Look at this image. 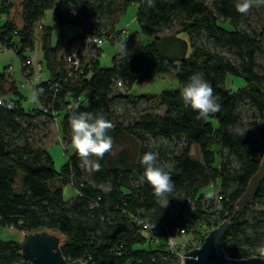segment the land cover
I'll return each mask as SVG.
<instances>
[{
  "label": "trees",
  "instance_id": "trees-1",
  "mask_svg": "<svg viewBox=\"0 0 264 264\" xmlns=\"http://www.w3.org/2000/svg\"><path fill=\"white\" fill-rule=\"evenodd\" d=\"M237 3L238 0H0V13L8 17L0 27V40L13 35L24 46L35 48V33L48 10L53 11L56 26L82 29L69 39L63 55L60 45H52V29L43 26L42 50L50 79L35 86L42 92L32 109L22 106L21 97L14 99L19 97L17 92L9 94L8 76L0 73V98L18 103L14 110L0 106V228L27 233L47 230L63 236L61 249L69 261L169 264L173 256L154 245L132 222V216L163 224L169 230H191L205 222L217 227L229 221L230 228L221 241L226 255L233 259L264 257L256 250L264 244V211L251 208L255 202H264V180L250 205L241 211L236 207L264 160V76L256 71L257 56H264V18L259 19L253 34L241 30L239 23L244 15L237 10ZM134 4L140 6L137 21L141 31L153 38L152 42L120 53L110 68L97 62L81 79L64 85L56 94L54 82L65 75L66 54L93 31L98 35L113 33L119 17ZM63 7L75 8L77 15L63 14ZM103 14L109 16L112 29L104 28L107 25L100 19ZM178 17L180 30L171 37H160L161 31L169 29ZM203 38L234 50L239 62L210 50L202 43ZM166 74L172 75L179 87L148 97L154 99L155 108L165 109L164 114L146 112L128 124L121 121L113 106L116 83L121 82L130 92L135 84ZM194 74L202 75L212 86L221 105L218 113L201 117L183 104L180 87ZM230 76L243 78L246 86L232 92L226 87ZM245 96L257 109L261 123L254 132L238 135L231 128L241 119L238 108ZM53 98L70 99L73 104L71 111L57 112V118L61 117L59 131L68 146L72 145L69 118L74 111L103 113L111 122L108 134L113 146L99 160L98 171L90 169L75 151L58 172L47 148L40 145L41 139L36 141L31 136L35 131L49 133L53 122L43 109L53 103ZM148 135L175 140L182 146H175L176 152L168 147H152L147 143ZM195 146L201 161L191 156ZM117 147L120 150L115 154ZM149 151L158 153L157 165L171 175L172 192L161 195L141 182L142 156ZM218 158L220 165L216 166ZM166 161L172 162L171 169L165 167ZM20 175L23 191L18 193ZM105 184L108 190L100 188ZM68 185L82 196L65 199L64 188ZM214 185L220 186L219 199L210 198L206 192ZM179 192L194 203V209L176 204L165 207L157 199L165 196L172 201L173 193ZM175 209L178 213L173 212ZM160 234L164 246V229ZM0 264L30 263L22 256L20 242L0 240Z\"/></svg>",
  "mask_w": 264,
  "mask_h": 264
},
{
  "label": "rangeland",
  "instance_id": "rangeland-1",
  "mask_svg": "<svg viewBox=\"0 0 264 264\" xmlns=\"http://www.w3.org/2000/svg\"><path fill=\"white\" fill-rule=\"evenodd\" d=\"M14 1L15 0H13L12 2ZM139 10H140L139 5L136 4L131 5L129 6L127 11L124 12L119 17L118 22L116 24V29L120 30L126 28L128 30L127 34L125 35L119 34L118 35L119 39L117 40L116 44L109 42L103 46L102 54L100 56V62L102 67L110 68L113 66V58L118 56L120 53L122 54L129 53L139 45L143 46L152 42L153 38L144 35L141 31V26L137 21ZM243 15L244 17L239 23V28L241 30L253 34V28L257 27L259 19L264 18V6H254L247 13H243ZM7 18L8 17L6 15L0 13V27H2L6 23ZM100 19L104 25H107V27H104L105 29L113 28L114 25H112L110 18L107 14L101 15ZM179 20H181L180 17L176 18L172 22L169 29L167 28L163 29L159 36L162 38L166 36L171 37L172 35L177 33L180 30ZM18 22H19L18 24L21 25L20 23L21 21ZM39 25H44L46 28L56 27L53 20L52 10H48L45 13V16L43 17ZM126 25L127 27H125ZM45 29L43 31L39 30V28L37 29V32L35 33V43H34L35 48L32 53V59L34 58L33 56L35 55L34 62L37 63L38 61H41L44 65L46 60L43 55L41 40H42L43 32H45ZM81 31H82L81 27L78 26H73V25L57 26L56 31L53 34V44L57 43L62 37H64V41L67 42L70 38H72L76 34L81 33ZM202 43L210 50L218 52L225 58L233 62H239L237 54L234 50L220 47L210 38H203ZM65 52L66 51H63V55L65 54ZM257 65L258 66L256 68V71L260 75L264 76L263 55L257 56ZM9 68H11V71H9ZM5 69H8L9 82L6 88L9 94H13L16 91V89L14 88V84L10 83L11 81L10 79H12L11 78L12 76L14 77V81L16 82L17 87L19 88V90L21 91L22 95L25 98L23 101V107L27 110L35 107L33 94L35 88L34 86H36L38 82H34L30 87H22V85L25 84L26 81L22 72L20 57L13 49H8L0 54V73L3 72ZM49 77H50V73L45 65L43 78L47 80ZM245 86H246L245 80L239 77L234 78L230 76L228 77L226 82V87L231 89L232 92H237L238 90L244 88ZM178 87H179L178 81L172 75L169 74L160 75L155 80L148 83L135 84L130 92L124 84H122L121 82H117L114 87V96L116 97V99H114V104H113L116 115L121 117L120 120L124 121L126 124L132 122L135 118L143 115L146 112H154L155 114L163 115L165 109L155 108L154 99H150V100L148 99L151 98L150 96L152 95H158L165 90H173ZM143 95L146 96L147 98L142 97ZM128 96L131 97L129 98ZM16 99H20V97H17ZM238 111L241 113V119L238 122V124L234 125L231 128L232 132L238 135H247L254 132L259 127L261 120L257 109L255 108V106H253V103L248 96L244 97L243 102L239 105ZM59 118L61 117L57 118L58 124L60 122ZM58 130L59 127H57L55 124H51L49 127V133H47L46 135L45 133H43L44 131L41 132L35 131L32 132L31 136H33V139L36 141L41 139L40 145L47 148L49 154L51 155V157L55 162L56 170L60 172L62 168L67 164L68 156L66 155L63 142L58 137L59 134ZM147 138H148L147 143L150 144L152 147H156V148L168 147L169 151L174 150L176 152L175 146L178 145L179 148L182 146L180 143H178L175 140L168 141L161 137L154 138L150 135H148ZM18 143H21V141H18ZM129 147L133 148L132 145H130ZM67 149L70 152V154H73L75 150L73 145L68 146ZM119 150L120 147H117L115 150V154H117ZM225 154L227 155V151H225ZM191 156H193L199 161L202 160V155L198 147L196 146L193 148ZM232 162L234 165H237L234 159H232ZM219 165H220V158H218L216 166ZM165 167L167 169H171L173 167L172 162L166 161ZM22 178L23 175H20L17 180L16 190L18 193H21L23 191ZM100 188L103 190H108L109 186L105 184L102 185ZM64 189H65L64 190L65 199L69 200L75 196V190L71 185L65 186ZM206 192L210 198L219 199L218 194L220 192V186L214 185ZM157 199L165 207H172L174 204H176L180 207L185 206L186 209L189 210L195 208L194 203L190 201L189 198L183 192L173 193L172 201L165 196H158ZM251 208L252 210L264 211V202L263 203L255 202L251 206ZM205 224L208 223L205 222ZM201 227L200 228L197 227V230H201ZM209 233L210 231L208 229H203L202 235L205 236L204 240L206 239ZM22 238H23V233L20 231L10 228L9 229L0 228V240L3 241L12 240V241L20 242ZM61 238L62 241H64V237L62 236Z\"/></svg>",
  "mask_w": 264,
  "mask_h": 264
},
{
  "label": "built area",
  "instance_id": "built-area-1",
  "mask_svg": "<svg viewBox=\"0 0 264 264\" xmlns=\"http://www.w3.org/2000/svg\"><path fill=\"white\" fill-rule=\"evenodd\" d=\"M6 1L12 2L13 0ZM61 11L67 16L77 15V10L73 7H69L68 9L63 7ZM38 28L39 30L44 29L42 25H39ZM127 31L128 30L126 28L120 30L116 29L109 35H98L93 31L85 38L82 44L78 45L75 49L70 50L66 54L64 60L65 75L58 83L57 80L54 82V90L56 91V94L62 90L64 85H68L73 81L81 79V77L84 76L88 70H90L97 62L100 61L103 46L118 39L119 34H127ZM15 34H17V32H15ZM8 49L15 50L17 55L20 57L22 72L26 81L22 87H30L34 82L41 83L43 81L42 74L44 70V64L41 61H38L37 63L33 61L31 55L34 51V48L31 45L24 46L19 41H17L13 35H11L5 40H0V53ZM9 71H11V68H9ZM55 104L60 107L59 110L55 109ZM0 106L6 107L9 110H14L18 107V103L13 99L6 100L4 98H0ZM72 108L73 104L70 102V99L63 101V99L56 100L53 98V103L44 108L43 112L46 115H50L53 124L59 127L57 121V112L60 110L71 111ZM61 141L65 147L66 155L69 158L71 154L67 149L68 145L64 142V140ZM75 196L80 197L82 194L80 191H75ZM173 212L178 213L176 212V209L173 210ZM131 219L132 222H135V224L141 229L142 233L151 239L152 242H154V245L161 246V248H164L165 251L173 256V260L169 264H183L184 259L182 255L186 254L190 250L200 248L202 243H204L205 236L202 235L203 229H208L210 232L215 229V223L213 224V222L211 225L199 223L191 230L181 227L175 230H169L165 225L160 223L150 222L148 220L134 216H132ZM197 227H201V230H197ZM163 229L165 232V234H163L164 246H162L163 241L160 236V233L163 231ZM22 233L24 236L27 232Z\"/></svg>",
  "mask_w": 264,
  "mask_h": 264
},
{
  "label": "clouds",
  "instance_id": "clouds-1",
  "mask_svg": "<svg viewBox=\"0 0 264 264\" xmlns=\"http://www.w3.org/2000/svg\"><path fill=\"white\" fill-rule=\"evenodd\" d=\"M254 6H264V0H238L236 5L240 13H247ZM42 89H35L33 100L38 101ZM180 96L185 106L191 108L201 117L216 114L221 105L218 97L214 95L210 83L200 74H194L186 84L180 87ZM71 143L78 154L92 170H99V160L113 146V138L108 134L112 124L103 113H90L74 111L70 118ZM95 157V159H92ZM158 153L146 152L142 156L144 165L141 182L148 183L158 194H166L173 191L174 183L171 175L163 166H158ZM264 254V244L256 249Z\"/></svg>",
  "mask_w": 264,
  "mask_h": 264
},
{
  "label": "water",
  "instance_id": "water-1",
  "mask_svg": "<svg viewBox=\"0 0 264 264\" xmlns=\"http://www.w3.org/2000/svg\"><path fill=\"white\" fill-rule=\"evenodd\" d=\"M263 180L264 160L259 171L251 179L246 192L236 204L239 211L253 202ZM230 224L229 221L221 223L208 234L200 248L190 250L182 255L183 264H264V257L233 259L226 255L221 241L230 228ZM20 244L23 258L30 264H86L82 261L67 260L61 249L62 238L47 230L26 233Z\"/></svg>",
  "mask_w": 264,
  "mask_h": 264
},
{
  "label": "crops",
  "instance_id": "crops-1",
  "mask_svg": "<svg viewBox=\"0 0 264 264\" xmlns=\"http://www.w3.org/2000/svg\"><path fill=\"white\" fill-rule=\"evenodd\" d=\"M42 26H44V25H42ZM57 27V26H56ZM56 27H54V28H51L52 29V31H53V34H54V32L56 31ZM125 27H127V25L125 26ZM46 28V27H45ZM82 32V31H81ZM71 39V38H70ZM69 41V40H68ZM67 41V42H68ZM67 42H65L64 41V37H62L57 43H55V44H53V35H52V45H53V47H56L57 45H60L61 46V48H62V51H66L67 52ZM65 52V53H66ZM3 53V52H2ZM1 54V53H0ZM102 54V53H101ZM32 56V55H31ZM34 58V60L33 61H35V55L33 56ZM101 63V62H100ZM45 65H46V63H45ZM45 65H44V70H45ZM46 68H47V65H46ZM44 70H43V73H44ZM47 70H48V68H47ZM49 71V70H48ZM3 72H5L6 73V75L8 76V69H5ZM2 73V72H1ZM11 78L12 79H10L11 81H10V83H12V84H14V88L16 89V91L15 92H17L18 94H19V97H21V99H25L24 98V96L22 95V93H21V91L19 90V88L17 87V85H16V82L14 81V77H12L11 76ZM42 78H43V74H42ZM50 79V77L46 80V79H44L43 78V81L42 82H46V81H48ZM38 83H40V82H38ZM35 87V86H34ZM34 90H35V88H34ZM14 92V93H15ZM14 93L13 94H11V95H14ZM10 95V97L11 98H13L12 96ZM18 97V96H17ZM16 97V98H17ZM15 97H14V99H16ZM18 100V99H17ZM34 103H35V101H34ZM22 106H23V104H22ZM59 134H60V131H59ZM58 134V137L60 138V140H62L63 138L61 137V134L59 135ZM48 151V150H47ZM74 152H75V150H74ZM49 153V152H48Z\"/></svg>",
  "mask_w": 264,
  "mask_h": 264
}]
</instances>
